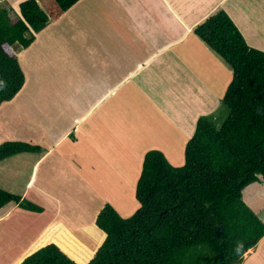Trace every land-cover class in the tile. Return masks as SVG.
Returning a JSON list of instances; mask_svg holds the SVG:
<instances>
[{"label": "trees", "instance_id": "trees-1", "mask_svg": "<svg viewBox=\"0 0 264 264\" xmlns=\"http://www.w3.org/2000/svg\"><path fill=\"white\" fill-rule=\"evenodd\" d=\"M79 1L26 0L16 17L0 3V106L24 85L18 54ZM193 34L231 72L220 100L227 117L219 119L218 128L212 114L196 121L180 167L169 165L159 151L144 154L134 193L139 208L122 218L105 204L94 221L104 241L88 264H219V254L222 264H242L264 237V223L242 194L249 185L264 183V51L247 45L224 10L198 24ZM40 152L36 145L5 142L0 162ZM10 203L27 212L44 211L0 189V209ZM49 229L55 233L41 237L27 254L51 244L20 264H85L91 258V251L71 249L82 247L63 226Z\"/></svg>", "mask_w": 264, "mask_h": 264}, {"label": "rangeland", "instance_id": "rangeland-1", "mask_svg": "<svg viewBox=\"0 0 264 264\" xmlns=\"http://www.w3.org/2000/svg\"><path fill=\"white\" fill-rule=\"evenodd\" d=\"M236 1L237 6H246V2L242 0ZM86 2L89 3L88 0ZM5 5L13 9V17H16L14 13H17V3L14 4L13 0H6ZM106 11L104 10L102 14ZM84 12L85 10H83ZM234 16L239 25L246 28L248 21H243L245 19L248 20L246 9L241 11L236 9ZM82 18L83 16L79 20H75L76 23L74 21V24L73 17L68 18L71 19L70 23L60 20L57 27H54V31L50 29L47 33L44 31L36 35V41L31 46H37L33 56L28 55L26 57L21 54V61L19 58V65L25 76L24 85L11 101L3 103L0 108V145L5 142H17L20 139V133L26 132L23 125L30 127V129H32L31 127L34 129L40 128L38 132H41L42 127L48 124L43 135L45 137L47 135V138H49V131H47L51 124L50 120L47 119L49 113L42 116L40 111L50 108L52 112L51 119L54 113H57V111H53L54 103L62 107L64 115V119H61L60 123L58 122L57 125L53 123V126L49 127L53 128L54 131L63 130L68 126L71 118L75 120L80 115H85L87 111H90L89 116H93L88 120V124L86 123L90 128H86L84 122L87 116H80L81 121H78L75 126L77 129L74 131L75 128L72 126L69 133L70 136L68 135L69 137L61 145L63 148H69L67 161L71 164V170H60L62 177L55 179L52 173L49 172L50 169L47 164L46 170L49 176L42 174L43 171L40 169L36 174L35 184L39 186L41 180H45L48 183V187H38L37 191L29 192L27 196L23 197L25 182L30 176L31 167L15 168L10 166L5 168V162L0 166V189L13 195L21 196L23 199L44 209L41 214L28 211L38 217L27 215L22 220L24 223L20 226L22 230L19 228L18 232H14L17 234L14 240L15 249L20 250L21 245L24 244L25 247L23 249H26L27 254L34 248L41 237L50 235L53 232V228H48L49 230L46 229L42 232L44 228L48 225L63 223V225H60L69 232L72 238L77 239L76 241L82 247L79 248L78 245H74L75 247L72 246L71 249L78 251L83 249L84 252H93L91 258L85 263L88 264L104 241V236L102 239V235L94 221L105 204L112 206L122 218L132 216L139 208L134 193L144 154L149 150L159 151L169 165L180 167L184 161L183 151L185 143L192 133L188 137L184 136L183 138L179 131H173L175 130L173 129V123L169 127V123L164 121L159 114L157 117L161 122L154 120L151 118L155 112L154 109H151V112L133 113V121L131 123L128 115L129 109L131 106L133 110L144 109L145 103L143 101H136L130 106V103L126 102L133 101V99L128 95H121L118 91H116L117 94L121 96L113 95L112 93L115 91L112 89L114 88L111 87L105 90L104 87L106 86L103 85L106 83L102 81H92L93 86L87 85V88L82 86L83 80H81V77L84 76V72L80 68L85 67V65L79 64L85 54V48L80 44V41L84 40H74L77 34L72 29L77 26L82 28V32L87 30L85 21ZM107 18L110 22H114L111 17L106 16ZM195 56H199L194 57L198 61L194 65L195 67L210 68V70L206 71V82L208 87H210V91H221L223 96V93H225L224 87L230 81L229 69L227 70L224 67L225 65L221 66L219 62L217 63L216 59L214 62H205V58L201 53H197ZM216 58L220 61L218 57ZM73 61L74 69L70 71V62L72 63ZM188 61L191 62V59H188ZM190 62H188L189 64L186 63V65H190ZM89 69L92 70L91 67ZM201 73L204 75V70ZM120 86H123L122 83L119 84ZM133 92L140 96L142 100L148 102L147 94L144 92H129L127 90L128 94ZM106 94L112 95L107 96ZM47 99H50V101L48 102ZM112 107L118 111L116 113L103 114L107 108ZM124 107L127 113H119V111H123ZM26 112L28 113L27 117L25 116ZM227 114L228 111L221 104L213 108L212 115L218 118V121L214 124L217 128L220 125L219 119L226 118ZM102 115L107 116V121L105 122L107 126L102 124L104 123ZM202 116L203 111L191 110L188 118H185L183 122L181 121L184 126L183 132H193L194 125H196L195 122ZM82 124L85 126L82 129L83 132L87 130L88 133H92L89 138H83L82 135H78L81 134L80 126ZM150 124L153 128H150ZM125 129L128 131V136L124 137L125 141H121L120 145L118 144L117 135H122L121 130L124 131ZM135 132L137 136L134 135ZM152 139L153 142L143 145L144 142ZM71 143H75L76 150L74 148L72 150ZM91 149H94L93 152ZM43 151L47 152L48 150L45 149ZM85 185L88 188H85ZM258 185L260 188L258 192H249L250 189L247 190L249 186L243 190V201L249 209L255 213L258 211V214L264 218V183L258 182ZM35 194L41 201H36ZM46 202L55 206L56 209L49 208L50 210L48 211L47 207H44ZM58 220L62 222H57ZM40 234L41 237L37 239ZM18 235H20V238H18ZM48 244L51 243L48 242ZM0 264H4V262L0 260Z\"/></svg>", "mask_w": 264, "mask_h": 264}, {"label": "crops", "instance_id": "crops-1", "mask_svg": "<svg viewBox=\"0 0 264 264\" xmlns=\"http://www.w3.org/2000/svg\"><path fill=\"white\" fill-rule=\"evenodd\" d=\"M86 1L80 0L67 11L68 13L66 12L57 22L47 25L40 33L44 31L47 33L50 29L54 31L60 20L70 23L71 19L68 18L73 17L74 24L75 20H79L83 16L82 19L85 21L87 30L82 32L81 27L74 26L72 28L77 34L74 40H84L80 41V44L85 48V54L79 64L85 65V67L80 68L84 72V76L81 77V80H83L82 86L87 88V85L93 86L92 81H102L106 83L103 85L106 86L104 87L105 90L111 87L114 88L112 89L115 91L112 93L113 95L117 94L116 91H118L121 95H128L133 99V101H125L130 103V106L136 101H143L145 103L144 109L133 110L132 106L129 109L128 115L131 123L133 121V113L151 112V109H154L155 112L151 118L161 122L157 117L159 114L164 121L169 123V127L173 123V129H175L173 131H179L183 138L184 136L188 137L191 133L193 134V132H183L184 126L181 123L185 118H188L191 110L203 111V115L212 114L213 108L220 104L222 98L221 91H210V87H208L206 71L210 70V68L195 67L194 65L198 61L194 57H199L200 55L195 56V54L201 53L205 58V62L217 60L216 62H219L221 66H224V64L193 34L194 28L217 11L223 9L240 30L247 45L264 51V0H242L246 2L245 8L237 6L236 0H88L89 3ZM21 2L23 0H13V3H17V6ZM0 3H6V0H0ZM236 9H239V11L246 9L248 20H243L248 21L246 28L239 25V22L235 19L234 12ZM83 10H85L84 13ZM104 10L107 11L102 14ZM106 16L111 17L114 22H110L108 18L106 19ZM36 35L34 42L36 41ZM31 46L29 47L30 49L28 48L23 53H19L20 56L18 54L20 61L21 54L26 57L28 55L33 56L37 46ZM187 58L191 59V62ZM188 62H190V65H188ZM186 63L188 64L186 65ZM73 64L74 61L70 62V71L74 69ZM226 69L228 70L227 67ZM203 70L204 75L201 73ZM228 72L230 73L231 81V72ZM120 83H122V87H119ZM228 84L225 85V90ZM127 90L129 92H144L147 94L148 102L142 100L134 92L128 94ZM112 94L106 95L110 96ZM117 95L121 96L120 94ZM204 96L205 98L203 99ZM47 101L49 102L50 99H47ZM53 107V111L55 110L57 113L55 112L51 119L52 112L50 108L40 111L42 116L49 113L47 119L51 122L50 126H53V123L57 125L61 119H64L62 107L57 103H54ZM114 109V107L107 108L103 114L116 113L118 110ZM89 113L90 111H87L85 115H80L81 117L87 116L84 120L85 124H88V120L93 116H89ZM119 113H127V110L124 107L123 111H119ZM104 115H102L104 122L102 124L107 126L105 124L107 116ZM25 116H28L27 112ZM80 116L75 120L71 118L68 126L60 131H54L49 126L47 128L49 138H47V135L46 137L43 135L48 124L42 127L41 132H38L40 128L34 129L31 127L32 129H30V127L23 125L26 132L20 133L18 141L39 146L41 152L21 153L0 162V166L6 162L5 168L10 166L15 168L31 167L30 176L25 182L23 197L27 196L29 192L37 191L38 187H48V183L45 180H41L39 186L35 184V177L40 169L43 171L42 174L49 176L46 170L47 164L50 169L49 172L52 173L55 179L62 177L60 170H71V164L67 161L69 148H63L61 145L70 136L69 133L72 126L75 128L74 131L77 129L75 126L78 121H81ZM87 124L86 128H90ZM84 127L83 124L80 126L81 134L78 135H82L83 138H89L92 133H88L87 130L83 132L82 129ZM150 128H153L151 124ZM127 132V129L121 130L122 135H117L118 144L121 145V141H125L124 137L128 136ZM134 135L137 136L136 132ZM151 142H153V139L144 142L143 145ZM74 144L71 143L72 150L73 148L76 150ZM45 149L48 151L44 152L43 150ZM93 150L91 149L92 152ZM85 188H88L87 185H85ZM247 190L252 193L258 192L260 188L258 183H253L249 185ZM35 196L38 202L40 199L36 194ZM44 204L48 211L56 209L49 202ZM23 211L11 203L0 209V260L4 264H20L33 252L49 245L45 244L30 254H26V249H23L25 247L24 244L21 245L22 247L20 246V250L15 249L14 240L17 234L14 232H18L19 228L22 230V227H20L24 224L22 220L27 215L38 217L36 214L33 215ZM256 214H258V211ZM258 217L264 222V218L259 214ZM57 222L62 221L58 220ZM60 224L63 225V223ZM50 226L48 225L42 232ZM41 234L37 239L41 237ZM18 238H20V235H18ZM242 264H264V237L255 248L245 253Z\"/></svg>", "mask_w": 264, "mask_h": 264}, {"label": "water", "instance_id": "water-1", "mask_svg": "<svg viewBox=\"0 0 264 264\" xmlns=\"http://www.w3.org/2000/svg\"><path fill=\"white\" fill-rule=\"evenodd\" d=\"M66 255V254H65ZM68 257V256H67ZM219 264H222L221 262V254H219Z\"/></svg>", "mask_w": 264, "mask_h": 264}, {"label": "clouds", "instance_id": "clouds-1", "mask_svg": "<svg viewBox=\"0 0 264 264\" xmlns=\"http://www.w3.org/2000/svg\"><path fill=\"white\" fill-rule=\"evenodd\" d=\"M247 253V252H246Z\"/></svg>", "mask_w": 264, "mask_h": 264}]
</instances>
